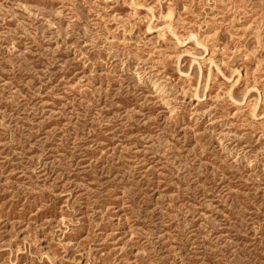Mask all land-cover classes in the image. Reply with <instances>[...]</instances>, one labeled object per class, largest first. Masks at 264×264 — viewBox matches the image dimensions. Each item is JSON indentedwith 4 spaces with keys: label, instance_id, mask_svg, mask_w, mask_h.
Here are the masks:
<instances>
[{
    "label": "rangeland",
    "instance_id": "rangeland-1",
    "mask_svg": "<svg viewBox=\"0 0 264 264\" xmlns=\"http://www.w3.org/2000/svg\"><path fill=\"white\" fill-rule=\"evenodd\" d=\"M0 264H264V0H0Z\"/></svg>",
    "mask_w": 264,
    "mask_h": 264
}]
</instances>
